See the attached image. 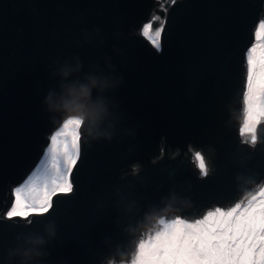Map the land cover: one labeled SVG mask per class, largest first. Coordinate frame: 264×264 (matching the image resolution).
Here are the masks:
<instances>
[{
	"label": "water",
	"instance_id": "obj_1",
	"mask_svg": "<svg viewBox=\"0 0 264 264\" xmlns=\"http://www.w3.org/2000/svg\"><path fill=\"white\" fill-rule=\"evenodd\" d=\"M261 21L264 0H0V264H19L9 251L48 239L46 229L54 238L34 264L133 262L150 221L194 219L258 194L264 118L255 144L241 128ZM149 22L163 25L159 49L141 34ZM66 64L82 66L73 79L115 80L105 135L80 129L72 192L53 196L46 214L9 220L14 190L65 121L44 100Z\"/></svg>",
	"mask_w": 264,
	"mask_h": 264
},
{
	"label": "snow or ice",
	"instance_id": "obj_2",
	"mask_svg": "<svg viewBox=\"0 0 264 264\" xmlns=\"http://www.w3.org/2000/svg\"><path fill=\"white\" fill-rule=\"evenodd\" d=\"M158 19V17L156 18ZM163 25L153 29L152 23L143 25L141 34L159 49ZM257 36L264 39V22ZM258 59L248 57L246 105L241 135L251 134L255 144L257 125L264 118V45ZM256 53V48L250 49ZM82 121L67 119L51 137L41 165L26 186L14 190V203L6 218L28 221L29 216L43 215L52 208L57 193H71V172L80 158ZM195 160L202 175L207 167L201 153ZM252 194L246 206L237 203L229 211L217 208L201 219L186 222L182 218L161 217L158 224L138 242L132 264H264V185Z\"/></svg>",
	"mask_w": 264,
	"mask_h": 264
},
{
	"label": "clouds",
	"instance_id": "obj_3",
	"mask_svg": "<svg viewBox=\"0 0 264 264\" xmlns=\"http://www.w3.org/2000/svg\"><path fill=\"white\" fill-rule=\"evenodd\" d=\"M81 65L61 66L55 73L61 83L59 90H50L45 97L47 110L58 115L61 121L76 119L82 121L81 134L91 139L105 135L104 122L109 117V101L105 96L115 87L116 82L110 75L89 73L84 77L73 79L74 74L81 70ZM95 93V95H94ZM110 138V136L108 137ZM161 218L152 220L149 228L158 224ZM48 239L54 238V231L46 229ZM48 239L44 236H29L15 249L9 251V259H19V264H34L41 260L46 253L43 251Z\"/></svg>",
	"mask_w": 264,
	"mask_h": 264
},
{
	"label": "bare ground",
	"instance_id": "obj_4",
	"mask_svg": "<svg viewBox=\"0 0 264 264\" xmlns=\"http://www.w3.org/2000/svg\"><path fill=\"white\" fill-rule=\"evenodd\" d=\"M262 22H264V21H261V23H262ZM261 45H264V39L259 38V44L250 47V49H251V48H254V47L258 48L257 51H256V53H257ZM254 57L258 59V57H259V53H257ZM235 205H236V204H234V205H232V206H229V207H224V208L221 207V208H219V209H220L221 211H225V212H226L227 210H230V209H231L232 207H234ZM228 208H229V209H228ZM215 210H216V209H213V211H215Z\"/></svg>",
	"mask_w": 264,
	"mask_h": 264
},
{
	"label": "flooded vegetation",
	"instance_id": "obj_5",
	"mask_svg": "<svg viewBox=\"0 0 264 264\" xmlns=\"http://www.w3.org/2000/svg\"><path fill=\"white\" fill-rule=\"evenodd\" d=\"M204 216H201V217H198V218H194V219H188L186 217H174V218H182L184 219L186 222H194L196 219H201L203 218ZM168 219H171V218H168ZM120 264H132V262H128V263H120Z\"/></svg>",
	"mask_w": 264,
	"mask_h": 264
},
{
	"label": "rangeland",
	"instance_id": "obj_6",
	"mask_svg": "<svg viewBox=\"0 0 264 264\" xmlns=\"http://www.w3.org/2000/svg\"><path fill=\"white\" fill-rule=\"evenodd\" d=\"M254 48H256V47H254ZM257 49H258V48H256V51H257ZM260 50H261V47L259 48V50H258L257 53H260ZM257 53H251V52H250V55H251V56H255ZM61 129H62V127L59 128V130H61ZM246 134H250V133H246ZM250 135H251V134H250ZM257 198L259 199L258 194H257ZM246 204H247V203H243V202H241V208H243L244 206H246ZM232 208H233V207H232ZM228 209H229V208H228ZM230 210H231V209H230ZM227 211H229V210H227Z\"/></svg>",
	"mask_w": 264,
	"mask_h": 264
}]
</instances>
